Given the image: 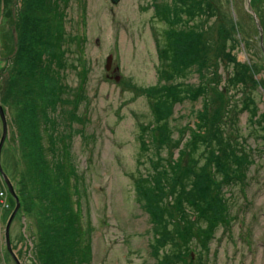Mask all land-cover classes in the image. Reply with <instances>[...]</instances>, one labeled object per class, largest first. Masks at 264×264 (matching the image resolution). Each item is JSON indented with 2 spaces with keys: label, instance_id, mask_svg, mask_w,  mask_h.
<instances>
[{
  "label": "rangeland",
  "instance_id": "374dc122",
  "mask_svg": "<svg viewBox=\"0 0 264 264\" xmlns=\"http://www.w3.org/2000/svg\"><path fill=\"white\" fill-rule=\"evenodd\" d=\"M248 1L50 0L35 12L24 0H0V103L8 120L1 166L21 201L10 228L20 264H39L37 247L49 235L35 200L44 188L24 184L15 169L28 172L31 163L14 121L24 116L26 81L29 98L52 113L36 132L57 171L49 191L72 197L57 208L80 216L71 228L76 241L65 247L68 263L264 264V0ZM25 14L50 21L41 41L56 40L64 58L55 80L50 70L42 78L48 94L14 71ZM246 102L257 105L256 123ZM222 148L247 154L249 164L237 183L219 188L214 159ZM229 169L235 173L236 162ZM16 207L0 173V264H17L6 239Z\"/></svg>",
  "mask_w": 264,
  "mask_h": 264
},
{
  "label": "trees",
  "instance_id": "16d2710c",
  "mask_svg": "<svg viewBox=\"0 0 264 264\" xmlns=\"http://www.w3.org/2000/svg\"><path fill=\"white\" fill-rule=\"evenodd\" d=\"M49 1L50 0H24L25 9L28 11L41 12L45 10V5ZM182 1L184 4H186V0ZM190 4L191 0H187V5L190 6ZM54 15H57L55 11ZM18 22V34L20 44L14 55V71L20 76H26L31 79H37L38 83H41L40 87H35L34 91H39L43 92L44 94H48L46 91V83L45 81L42 82V78L46 79V73L50 70L53 71L52 79L55 80V70L58 67V64L61 65L64 60L61 54H59L60 52H55V48L57 45L55 44V42H57L56 40H54L53 43L41 41L44 36H47L42 29V25H47L50 23V21L49 23H47L37 17L35 19L33 16L25 14L19 18ZM21 23L22 27L20 28ZM42 46H45L48 51L53 50L50 53V56L48 51H41ZM38 47H40V50L38 49ZM163 53H167V47L164 48ZM164 56L167 57L166 55ZM3 85L4 84L0 82V86L2 87ZM31 89V86L29 87L28 85V81H26V84L24 85V89L22 91L24 94L22 98V104H24V116H21L20 114L14 118V121L16 120V124L18 119V132L21 133L20 139H22L23 146L30 149L28 151L27 161L31 163L28 164V172H22L25 170V167L23 170L22 165L20 170L17 168V164L15 165V168H17L16 171H19V173H21V181H24V184L25 182H28L30 184V181H32L31 183L33 184L35 189H37L38 184L44 188L43 190H39L41 194H39V197H37V199L35 200H41L44 205L43 209L45 211V214L47 215V226L49 229V235L47 237L42 236L41 242L39 243V246L37 247L36 251L37 259L39 261V264H74L68 263L69 259L67 253H65V247L71 249L76 241V237L71 233V228L75 225V218L77 220V218H80V216H74L70 212L60 211L57 208V205L63 206L68 205L71 201L73 202L72 197H68L69 195L60 194L58 195V197L55 198H60L61 201L58 200L57 202H55L54 196L59 191V189L49 191V187H51L56 181L57 171L51 166V162L45 159L44 149L43 146L38 142L36 132L37 129L41 127V125L46 124L48 121L52 120V113L48 110H46V112L40 111V107L35 103V101L29 98V96L32 94ZM244 107L249 113V116L252 120L251 122L256 123L260 119V117L256 119L258 113L257 105L253 102H246V104H244ZM51 109H55V107ZM26 154L27 153H25V155ZM245 155L246 156L234 154L233 152L222 148L219 157L214 159V163L217 164L214 171V175L217 173V170L219 173H221V176L224 181H218V178L215 177L217 178V180L213 182L214 185L218 183V187L221 188L223 187V184L227 181L231 182L232 184H235V182L237 183V179H239L243 175L244 169L249 164V156L247 154ZM221 161L223 166H228L227 171L229 176L227 177H225V174L220 169V167H222ZM235 162L237 165V169H235L236 172L234 173L230 171L229 167L232 164L235 165ZM239 171L240 174L237 175ZM16 173V175H18V172ZM23 190H25V187L21 189V191ZM24 198L26 199L27 197ZM217 199H219L218 201L222 204V210L227 211L228 205L225 204V201H223L221 197H217ZM203 200L205 202H210L207 197H203ZM205 202H202L203 208ZM205 208L209 209L211 207L207 205ZM44 211L41 210V214H44ZM207 216L210 218L211 214H207ZM82 239L83 227L80 240Z\"/></svg>",
  "mask_w": 264,
  "mask_h": 264
},
{
  "label": "water",
  "instance_id": "95a60500",
  "mask_svg": "<svg viewBox=\"0 0 264 264\" xmlns=\"http://www.w3.org/2000/svg\"><path fill=\"white\" fill-rule=\"evenodd\" d=\"M111 1H112L113 4H118L120 2V0H111ZM248 3L250 4V0L248 1ZM252 13L256 17V14L254 12H252ZM111 64H112V57L110 56L108 58V60H107V66H106L107 70L111 69ZM0 117H1L2 122H3V135H2V138H1V141H0V172H1L2 176H3V178L5 179V181H6L7 185H8V188L10 189V192L15 196L16 201H17L16 210H15L14 214L12 215V217H11V219H10L8 225H7L6 239H7V245H8L9 251L12 253V256L14 257L15 261L17 262V264H20V262L18 261L17 257L12 252L11 239H10V228H11L12 222H13V220H14V218H15V216H16L19 208H20V201H19V198L15 194L14 187H13L11 181L9 180L8 176L6 175V173L4 172V170H3L2 166H1V152H2V148H3L4 143H5V141L7 139V136H8V120H7V116H6V113H5V109L1 105V103H0Z\"/></svg>",
  "mask_w": 264,
  "mask_h": 264
},
{
  "label": "bare ground",
  "instance_id": "6f19581e",
  "mask_svg": "<svg viewBox=\"0 0 264 264\" xmlns=\"http://www.w3.org/2000/svg\"><path fill=\"white\" fill-rule=\"evenodd\" d=\"M9 150L12 151L11 149H9ZM13 159H15L14 155H13V158H12L11 155H9V151H8V154L6 155V162H7V165H8V167H9V169H10V171L12 173H14V165H13V162H15V160H13ZM15 169L17 170V168H15Z\"/></svg>",
  "mask_w": 264,
  "mask_h": 264
}]
</instances>
